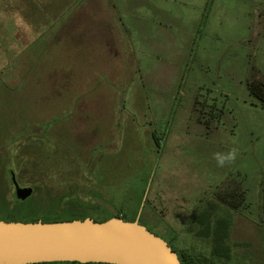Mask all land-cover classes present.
I'll return each mask as SVG.
<instances>
[{
    "label": "rangeland",
    "instance_id": "rangeland-1",
    "mask_svg": "<svg viewBox=\"0 0 264 264\" xmlns=\"http://www.w3.org/2000/svg\"><path fill=\"white\" fill-rule=\"evenodd\" d=\"M253 80L264 83V0H0V213L141 212L208 264H264ZM232 148L218 167L213 153ZM219 228L229 258L212 253Z\"/></svg>",
    "mask_w": 264,
    "mask_h": 264
},
{
    "label": "water",
    "instance_id": "water-1",
    "mask_svg": "<svg viewBox=\"0 0 264 264\" xmlns=\"http://www.w3.org/2000/svg\"><path fill=\"white\" fill-rule=\"evenodd\" d=\"M33 191V187H22L14 181L16 199L25 200ZM140 215L135 220L114 216L104 221L92 217L60 221L0 219V264H182L178 252L141 223Z\"/></svg>",
    "mask_w": 264,
    "mask_h": 264
},
{
    "label": "trees",
    "instance_id": "trees-1",
    "mask_svg": "<svg viewBox=\"0 0 264 264\" xmlns=\"http://www.w3.org/2000/svg\"><path fill=\"white\" fill-rule=\"evenodd\" d=\"M248 90L249 93L255 97L258 98V100L261 102V104L264 106V83L261 81H250L248 82ZM153 137L157 143V145L159 146V148L162 145V141L164 139L159 138L157 136V134L155 132H153ZM163 146V145H162ZM19 183V182H18ZM34 193V191H33ZM33 195V194H32ZM31 195V196H32ZM30 196V197H31ZM30 197H28L27 199H29ZM25 199V200H27ZM18 201H25V200H20V199H16ZM227 203V202H226ZM68 213V212H67ZM103 214H108V212H105ZM114 216H121L127 220H135L136 216L133 217H128V215H124L123 213H110L106 216H98V215H94L92 213H88L87 215H77V216H44V217H39V218H24V217H16L10 213H0V219H5V220H24V221H36L38 219H43L44 221H60V220H72V219H76V218H80V219H84L86 217H92L95 220H99V221H104L107 220L111 217ZM207 220H201V224L204 225V231H202L201 233L203 235L208 236L209 233V222H207ZM208 228V229H207ZM207 229V230H206ZM219 230V231H218ZM214 233H216L215 235V243H214V248H213V255L218 256V257H225V258H229V252H230V247L226 244V233L227 230L225 229H217L214 231ZM174 250H176L174 247H172ZM179 252V257L180 260L182 261V264H208L206 258H200L197 259L193 254H191L190 252H188L187 250H182V251H178ZM59 262H68V263H72V264H76V263H80L77 261H56L55 263H59ZM48 262H43V263H34V264H45ZM102 264H110V263H102Z\"/></svg>",
    "mask_w": 264,
    "mask_h": 264
},
{
    "label": "clouds",
    "instance_id": "clouds-1",
    "mask_svg": "<svg viewBox=\"0 0 264 264\" xmlns=\"http://www.w3.org/2000/svg\"><path fill=\"white\" fill-rule=\"evenodd\" d=\"M238 152V148H232L226 153L216 152L213 153V159L216 161L218 167H225L235 162Z\"/></svg>",
    "mask_w": 264,
    "mask_h": 264
},
{
    "label": "flooded vegetation",
    "instance_id": "flooded-vegetation-1",
    "mask_svg": "<svg viewBox=\"0 0 264 264\" xmlns=\"http://www.w3.org/2000/svg\"><path fill=\"white\" fill-rule=\"evenodd\" d=\"M34 189V188H33ZM169 244L172 246V247H174L172 244H171V242H169ZM175 248V247H174ZM176 249V248H175ZM176 251L178 252V250L176 249ZM178 255H179V252H178Z\"/></svg>",
    "mask_w": 264,
    "mask_h": 264
},
{
    "label": "crops",
    "instance_id": "crops-1",
    "mask_svg": "<svg viewBox=\"0 0 264 264\" xmlns=\"http://www.w3.org/2000/svg\"><path fill=\"white\" fill-rule=\"evenodd\" d=\"M196 219H198V220H200V217H195ZM201 221V220H200ZM201 232H202V230H201Z\"/></svg>",
    "mask_w": 264,
    "mask_h": 264
}]
</instances>
